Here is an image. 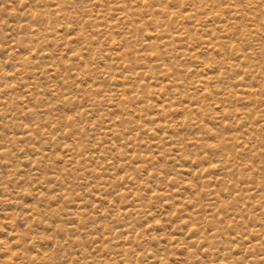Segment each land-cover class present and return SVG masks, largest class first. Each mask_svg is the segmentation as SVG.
Wrapping results in <instances>:
<instances>
[{
	"label": "rangeland",
	"instance_id": "obj_1",
	"mask_svg": "<svg viewBox=\"0 0 264 264\" xmlns=\"http://www.w3.org/2000/svg\"><path fill=\"white\" fill-rule=\"evenodd\" d=\"M0 264H264V0H0Z\"/></svg>",
	"mask_w": 264,
	"mask_h": 264
}]
</instances>
